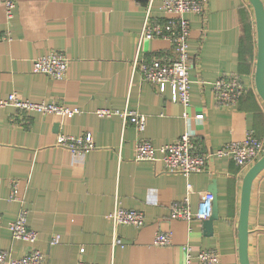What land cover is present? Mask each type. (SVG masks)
Here are the masks:
<instances>
[{
  "label": "crops",
  "instance_id": "crops-1",
  "mask_svg": "<svg viewBox=\"0 0 264 264\" xmlns=\"http://www.w3.org/2000/svg\"><path fill=\"white\" fill-rule=\"evenodd\" d=\"M161 0L150 14L162 17ZM264 8V0H261ZM7 19L0 0V98L15 91L32 101L76 106L79 112L60 119L36 111L0 108V249L19 256L35 247L48 264H185L191 254L214 249V264H240L238 216L242 177L251 165L239 166L216 149L241 140L252 130L264 144V100L254 72L256 27L249 0H208L203 16L187 13L190 32L189 105L170 100L167 87L155 86L132 73L133 58L172 56L165 37L143 39L137 47L147 0H14ZM62 50L68 58L62 80L32 72L35 57ZM236 76L244 91L233 105L216 102L211 83ZM98 108H129L144 114L138 130L119 114L97 116ZM202 113L203 117L195 118ZM194 132L199 151L209 153L205 169L188 175L163 171L161 161L133 159L134 144L148 139L169 143L185 130ZM90 132L94 146L72 154L55 145L59 133ZM10 179L17 194L8 199ZM214 180L217 218L207 233L203 220L169 218V206L187 197L191 211L200 207V192ZM191 189L188 191L187 186ZM264 169L253 179L247 215L249 264H264ZM145 213L142 226L118 224V243L106 217L115 202ZM37 232L33 243L13 238L6 225L19 208ZM157 229L171 232L167 245L153 244ZM58 234V241L49 243ZM80 247L83 251L80 253ZM190 264L200 263L192 259Z\"/></svg>",
  "mask_w": 264,
  "mask_h": 264
},
{
  "label": "built area",
  "instance_id": "built-area-1",
  "mask_svg": "<svg viewBox=\"0 0 264 264\" xmlns=\"http://www.w3.org/2000/svg\"><path fill=\"white\" fill-rule=\"evenodd\" d=\"M152 0H147L145 16L142 28L139 32L137 47L143 39L158 37L167 38L173 48L172 56H155L148 59L136 55L132 60V73H138L142 80L155 86L159 93L167 87L170 90V100L179 102L182 106L189 105L190 79L188 70L190 66V53L188 51V37L190 32L187 13L203 16L208 0H161L160 10L162 17H153L150 14ZM5 17L12 16L15 7L14 0H2ZM68 58L62 50H51L48 53L35 57L32 62V72L49 76L56 80L66 77ZM211 89L217 103L233 105L244 91L243 83L236 76H220L211 83ZM13 105L18 112L24 113L36 111L42 114H54L60 119L71 117L79 112L76 106H66L57 102L32 101L22 98L15 91L8 92L5 98H0V108L5 105ZM97 116H110L119 114L123 124L129 120L138 130L142 129L145 122L144 114L124 108L122 110L111 108H98L94 111ZM197 119L203 117L202 113L195 114ZM55 145L68 149L72 154L82 153L94 146L90 132L83 134L59 133ZM199 142L190 129L185 130L175 140L155 146L148 139H138L134 144L133 159L147 161H161L163 171L188 175L193 172H201L209 153L199 151ZM264 152L262 140L256 137L252 130H247L241 140H232L214 151L217 155H227L239 166L252 164ZM17 180L10 179V192L8 199L18 200L23 203V198L17 194ZM190 191L191 186H187ZM264 190V188H263ZM212 195L209 191L200 192V207L197 211H191L187 197L179 202H172L169 206V218L191 220L193 218L203 220L211 213ZM106 217L111 222L112 244L118 243L114 228L118 224H132L137 227L145 222V213L141 209H129L115 202L112 210ZM2 226L0 217V227ZM13 238L33 243L37 238V232L27 225V211L21 206L14 220L6 225ZM58 234L50 237L49 243L58 241ZM153 244L167 245L171 242V232L157 229L154 233ZM185 248V264H190L192 259L200 263L214 264L218 261L219 254L214 249H200L191 254L188 245ZM83 248L80 247L81 253ZM0 264H48L43 251L31 247L29 251L19 256L11 254L10 250L0 249ZM75 264H98L92 261L78 259Z\"/></svg>",
  "mask_w": 264,
  "mask_h": 264
},
{
  "label": "water",
  "instance_id": "water-1",
  "mask_svg": "<svg viewBox=\"0 0 264 264\" xmlns=\"http://www.w3.org/2000/svg\"><path fill=\"white\" fill-rule=\"evenodd\" d=\"M253 8L256 27V64L254 82L258 94L264 100V8L261 0H249ZM264 169V152L249 166L242 177L239 216H238V253L240 264H249L247 256V215L249 207V194L253 179ZM208 191L212 195L211 213L203 219V226L207 233L212 231V221L217 218V194L214 180Z\"/></svg>",
  "mask_w": 264,
  "mask_h": 264
}]
</instances>
